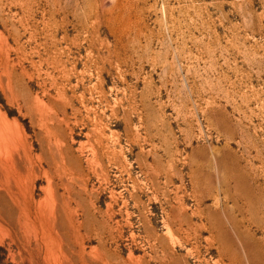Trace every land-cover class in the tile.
<instances>
[{
  "label": "rangeland",
  "instance_id": "374dc122",
  "mask_svg": "<svg viewBox=\"0 0 264 264\" xmlns=\"http://www.w3.org/2000/svg\"><path fill=\"white\" fill-rule=\"evenodd\" d=\"M6 122L78 191L72 264H264V0H0ZM14 190L0 264H50Z\"/></svg>",
  "mask_w": 264,
  "mask_h": 264
},
{
  "label": "bare ground",
  "instance_id": "6f19581e",
  "mask_svg": "<svg viewBox=\"0 0 264 264\" xmlns=\"http://www.w3.org/2000/svg\"><path fill=\"white\" fill-rule=\"evenodd\" d=\"M7 123L8 122H6V124H0V141H1L0 142V159L2 160V161H0V171H1L2 175H4V176L6 175L7 178H9V179L12 178L15 180V190L13 193H9L10 202L9 201L7 202L8 210H9V211L7 210L8 216L11 218L12 217L11 212H14L13 209H15L16 211L14 213H17V221L25 220V225L26 224L32 225L33 227H37L41 231L42 238H45V239H43L45 242V245H44L45 248H43L44 250H41L42 253L40 251L39 257H42L45 261L49 262L50 264H72L71 263V257L72 256H70V254H69L70 250H68V245L72 241H74V244L75 243L78 244L79 243V237L81 236L79 225H80L82 220H80V223H78V220L75 218V215H77V216L79 215V210H80V202L76 199V197L74 198V195L78 194V191H75L71 187V185L64 183L65 182L64 181L62 184L63 185V192H59V188H61V185L58 184L54 179V175L57 176L58 175L57 173L53 172L54 175L53 174L51 175L50 173L52 171L50 172V169H45V168L43 169L41 166H40V169L38 172L36 170L37 167L35 166V160H34L35 155L24 153V156H25V160H24L23 159L24 157H22V155L20 153L21 151L19 150V143L21 141L18 143L17 141H19V140H17V141L13 140L14 137H18V136H19L18 138L22 137V135L20 137L19 134H17V136H14V133L16 134L17 132L20 131V130H18V129H20V127L18 126L19 127V128H17L18 131L16 130V127H14L15 129L13 130V128H10L11 126L7 125ZM10 130H13V131L16 130L14 133H13V131H11L12 132L11 135L13 136V138H12V136H10L11 138L8 136V135H10L9 133L7 134V132H9ZM24 144H25V140H24ZM49 145H51V144H49ZM22 146H23V144H22ZM22 148H24V146ZM61 148H62V146H61ZM61 148L60 147L58 148L59 153L61 152ZM62 151H63V149H62ZM29 152L31 153V151H29ZM53 155H54V153L51 156H53ZM38 156H40V155H38ZM17 157L20 158L19 159L20 162H21V158H22L25 161V163H28L25 166L26 169L24 168L25 172H22L21 171L22 169L18 168V166H17L18 158ZM40 158H42V157H40ZM42 159L44 160V157ZM59 159H60L59 163L63 166V170L59 169V166L56 163V161H54L55 168L64 172V175H65V173L70 172L68 169V167L70 165L68 167L66 166V163H65L62 155H60ZM53 160H55V159H53ZM51 161L52 160H50V162H48V165H50L49 163H51ZM20 162H19V164H20ZM23 162H21V164ZM40 163H42V161H40ZM22 166H23V164H22ZM50 166H52V165H50ZM40 173H43L46 176L47 185L44 188V190H45L44 196L41 199L36 200V198L34 196V190L35 189L32 190V187H34V183H35L34 180L37 177H39ZM60 174H61V177L59 178V180L63 177V173L60 172ZM82 189H84V187ZM86 189H88V188H86ZM184 211L185 210H183V212ZM33 217L36 220L40 221L39 226H37L34 223V221L32 220ZM60 225H61L62 229H64V230L67 229L66 231H69V230L70 231H73V230L77 231V235L75 237L76 240H74V235H71L68 232H64L66 234V237L64 239V237L61 235V232H60V228H61V227L59 228ZM40 231H38V232H40ZM73 248H75V247H73ZM80 252H81V250H79V253ZM80 254H82V253H80ZM218 264H219V262H218ZM224 264H227V263L225 262Z\"/></svg>",
  "mask_w": 264,
  "mask_h": 264
}]
</instances>
